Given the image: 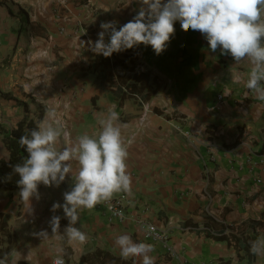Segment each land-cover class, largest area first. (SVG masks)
<instances>
[{"label":"crops","instance_id":"1","mask_svg":"<svg viewBox=\"0 0 264 264\" xmlns=\"http://www.w3.org/2000/svg\"><path fill=\"white\" fill-rule=\"evenodd\" d=\"M8 1L0 0L1 11ZM127 3L44 2L34 25L50 34V40L31 33L23 45L27 50L23 68L34 79L28 94L41 80L37 74H44L50 84L53 73H60L56 82L67 90V96L61 100L59 116L71 138L95 135L99 117L109 109L119 113L122 137L125 142L133 139L126 161L132 194L114 195H125L127 218L112 219L102 204L85 210L75 227L87 234V243L69 245L64 236L68 220L62 208L52 211V205L63 204V193L72 187L70 174L59 187L40 184L39 198L30 202L21 201L19 190L0 187V222L7 221L9 233V237H0V258L12 253L13 258L19 256L17 264H54L59 258L64 264H89L81 262L85 252L101 248L119 255L114 240L128 234L134 242L153 246L150 255L155 264H264V259L243 248L246 237L256 232L264 237V102L231 79L233 75L246 79L251 66L235 64L219 49L211 52L200 32L184 31L177 21L162 54L141 44L113 53L110 62L115 60V65L106 69L101 65L84 74L97 59L87 43L98 38L101 22L114 21L119 29L139 10L138 0ZM17 32L24 34L19 28ZM1 36L2 71L1 60L14 51L18 40ZM56 43L65 56L60 63L53 58ZM132 82L135 93L128 90ZM16 92L20 93L18 87ZM22 98L0 97L3 121L13 122L22 115L16 112V100L29 97ZM144 101L150 103L151 111L142 122ZM7 156L0 135V157ZM54 215L60 217L56 234L49 223ZM140 221L166 231L168 242L145 237ZM212 229L220 234L228 229L227 239H217L220 234ZM130 259L140 264V257Z\"/></svg>","mask_w":264,"mask_h":264},{"label":"clouds","instance_id":"2","mask_svg":"<svg viewBox=\"0 0 264 264\" xmlns=\"http://www.w3.org/2000/svg\"><path fill=\"white\" fill-rule=\"evenodd\" d=\"M130 3L132 0H128L127 4ZM138 3L139 10L119 29L114 21L101 22L98 38L87 43L92 53L107 58L143 44L160 55L175 34V22L179 21L182 30L200 32L211 52L219 49L221 55H230L235 64H249L247 78L233 75L232 82L241 84L256 100L264 102V0H138ZM118 120L119 113L109 109L98 118L99 130L95 135L84 133L71 138L66 122L53 110L19 138V145L28 154L22 164L13 166L19 175L21 201L39 198L40 184L59 187L71 175L72 187L63 193V204L52 205V211L62 208L68 220L64 236L69 245L87 243V234L75 227L83 211H91L102 203L111 211L115 194H132L126 161L133 139L125 142ZM49 223L56 234L60 217L52 216ZM114 246L124 260L140 257V264H155L150 255L154 250L151 244L137 243L130 235L121 234L115 238ZM249 251L264 259V237L250 241ZM18 259L19 256L13 258L8 253L0 258V264H17ZM54 264L62 261L57 259Z\"/></svg>","mask_w":264,"mask_h":264},{"label":"rangeland","instance_id":"3","mask_svg":"<svg viewBox=\"0 0 264 264\" xmlns=\"http://www.w3.org/2000/svg\"><path fill=\"white\" fill-rule=\"evenodd\" d=\"M81 1L84 2V0ZM44 2H52V0H9L8 3H4L6 8H3V11L0 10V41L2 37L1 34H3L4 39L8 36L11 40L14 38L18 40L14 46V51L8 53V55L1 60L4 66L1 68L2 71L0 70V97L15 98L20 96V98H22L23 96H28L29 98L27 100H16V112L22 115L25 111V102H28L33 110H39L42 107L46 108L45 117L48 112L53 110L59 115L62 109L61 100H65L67 96V90L64 87H60V82H56L61 78L60 73H53V82L50 83L51 85L48 81H44V74H37L39 78L41 77V80L35 85L36 88H32V93L28 94L29 88L32 86H30L29 83L33 82L34 79L33 76L27 74V71H24L23 68L25 64L23 57L27 51L23 45L27 42L29 34L34 33L35 36H41L44 33L43 31L41 32L35 29L36 27L34 25L37 21V17L41 15L40 11L42 10ZM22 13L29 14L30 22L33 24L32 27L22 23ZM27 20L28 17H26L25 21ZM19 27L24 30V34L18 35L19 32L14 33V30H17ZM51 27H56L58 31H61L58 25L52 24ZM43 37L50 40V34H43ZM90 37L93 40V37ZM61 50V47L57 43L54 44L52 48L53 58L58 63L65 59ZM84 74H86V72H84ZM47 76L50 77V75ZM17 87L20 93L16 92ZM57 103L58 105H56Z\"/></svg>","mask_w":264,"mask_h":264},{"label":"trees","instance_id":"4","mask_svg":"<svg viewBox=\"0 0 264 264\" xmlns=\"http://www.w3.org/2000/svg\"><path fill=\"white\" fill-rule=\"evenodd\" d=\"M21 17L22 23L26 24L27 26H33V24L29 20V16L27 13H22ZM26 17H28L27 21H25ZM19 29L22 30V33L24 32L22 28L19 27ZM96 56L97 59L94 63H90L85 71L86 73L95 72L101 65L102 69H106L108 68V66H110V64H116L115 60L110 62V57L106 58L103 55ZM132 70H135V68H133ZM140 72V70L137 71L134 74V78H136ZM119 78L121 79V76H119ZM120 81L122 83L124 80ZM133 84L134 82H132L131 85L128 86V90L132 92L135 90ZM24 105L25 111L23 115L13 122L3 121L0 116V135L2 138V142L8 151L7 157H0V187L10 192L19 190V187L17 185L19 175L13 171V166L16 164H22L28 155L25 149L19 145V138L22 135L28 133L29 130L35 128L38 123L43 121L47 111V109L43 107L39 110H33L28 102H25ZM3 222L4 225L0 222V230H2V234L0 232V237H9L8 230L5 229L7 221L3 220ZM227 237L228 236L225 233H221L217 236V239L225 240L227 239ZM258 237H260L259 232H256L252 236L246 237L243 241V248L250 252V241L256 240ZM9 241H11V238H9ZM2 252L3 247H0V255L2 254ZM81 262H88L89 264H136L132 259L124 260L120 257V255H116L108 250H104L101 248H96L92 252H85L81 257Z\"/></svg>","mask_w":264,"mask_h":264},{"label":"built area","instance_id":"5","mask_svg":"<svg viewBox=\"0 0 264 264\" xmlns=\"http://www.w3.org/2000/svg\"><path fill=\"white\" fill-rule=\"evenodd\" d=\"M223 95L220 94V98H222ZM144 105V110H143V114L141 117L142 122L145 121L147 114L151 111V105L149 102H143ZM112 209L113 210H109V207L107 204H103L106 212L109 214V216L112 219H117L120 221H124L127 218V211H126V200H125V195H118L113 197L112 201ZM140 228L142 229V231L144 232L145 237L147 238H153L154 240H160L163 242H168V234L166 231L161 230L158 226H156L153 223H147L145 221H140L139 222ZM152 229H154V231H152ZM229 230L226 229L224 230V233L228 232ZM212 232L214 234H219L220 232L217 231L216 229H212ZM62 261V264H64V259L63 258H59ZM193 264H209L207 262H194Z\"/></svg>","mask_w":264,"mask_h":264}]
</instances>
